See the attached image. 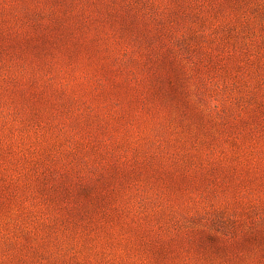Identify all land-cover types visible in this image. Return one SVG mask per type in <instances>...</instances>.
<instances>
[{"label":"rangeland","instance_id":"374dc122","mask_svg":"<svg viewBox=\"0 0 264 264\" xmlns=\"http://www.w3.org/2000/svg\"><path fill=\"white\" fill-rule=\"evenodd\" d=\"M0 264H264V0H0Z\"/></svg>","mask_w":264,"mask_h":264},{"label":"trees","instance_id":"16d2710c","mask_svg":"<svg viewBox=\"0 0 264 264\" xmlns=\"http://www.w3.org/2000/svg\"><path fill=\"white\" fill-rule=\"evenodd\" d=\"M1 171L4 172V173H6V168L5 167H1ZM6 178L8 180H14V178L11 177V174L6 175Z\"/></svg>","mask_w":264,"mask_h":264}]
</instances>
